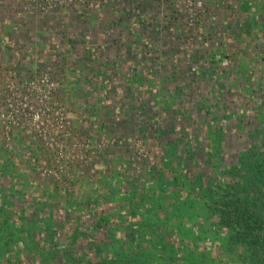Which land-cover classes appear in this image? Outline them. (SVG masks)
I'll use <instances>...</instances> for the list:
<instances>
[{
	"label": "trees",
	"instance_id": "16d2710c",
	"mask_svg": "<svg viewBox=\"0 0 264 264\" xmlns=\"http://www.w3.org/2000/svg\"><path fill=\"white\" fill-rule=\"evenodd\" d=\"M70 5L0 0V66L66 78L110 134L138 133L160 159L117 150L99 191L69 195L40 139L20 128L7 145L0 130V264H264V24L239 17L251 30L237 35L222 12L170 0Z\"/></svg>",
	"mask_w": 264,
	"mask_h": 264
},
{
	"label": "rangeland",
	"instance_id": "374dc122",
	"mask_svg": "<svg viewBox=\"0 0 264 264\" xmlns=\"http://www.w3.org/2000/svg\"><path fill=\"white\" fill-rule=\"evenodd\" d=\"M39 1H41V4L44 3L43 1L47 3V0ZM228 1L235 2L237 8L227 13L221 9V4L226 3L225 0H196L192 3L180 0L175 1V3L181 14H187L192 18L204 12L205 9L214 8L211 13H217L218 17L222 12L223 16L231 17V19L228 18L229 20L226 19V22L230 21L237 35H239V31L244 32L250 29L249 23L246 26L236 25L239 22V17H242L241 24L248 22L253 17H256L259 23L264 24V9L262 11L259 9L260 12H257V7L254 6L253 1L241 0L247 2L248 9L244 12H239V0ZM261 2L263 3L264 0H261ZM62 6L58 5L56 8ZM71 6L68 5L67 7L70 8ZM144 11L146 14L151 12L153 15L156 13V16H164L168 13L171 14L173 10L171 8L168 10L167 7L156 10V7H153ZM239 14L241 15L239 16ZM151 29H153V26ZM156 56L157 53L152 54V57L156 58ZM195 62L193 61V63ZM35 64L36 61L33 65ZM36 67L39 66L35 65L34 68L36 69ZM34 71L37 73L27 78L23 77V73L14 67L0 66V118L2 117L0 119V130L5 142L9 143L7 145H10L11 139L17 135L20 128H25L28 135L40 139L41 144L50 152L53 159V162L45 167L44 171L60 183L63 191L70 193L69 195L74 192L75 194L76 192L84 194L86 190L87 192L99 191L104 182L101 180L106 175L111 174L112 169L116 168L113 160L116 157L114 153L117 150L123 152L129 149L132 150L135 154V158L132 160L133 164L137 161L157 163L160 159V152L153 149L150 141L144 140L138 133L132 135L129 129H125L110 134L111 125L103 122L100 112L93 111L92 114L87 112L85 108L88 104L87 97L80 102L71 99V93L67 91L66 78L60 83L55 79L53 81L51 76V78L45 75L42 76L38 71ZM62 87L64 91L60 92ZM9 103L14 105V118L8 117V113L5 114V110L12 109ZM123 109V111L117 110V116L122 117L120 114L126 108L123 107ZM17 113L21 116L17 117ZM156 119L163 121L160 115H157ZM151 122L153 123V120ZM98 123L107 126L105 128L106 133L98 130ZM161 126L160 123L159 127ZM251 128L254 129V127ZM13 133L15 136H13ZM229 144L234 147V142L229 141ZM7 145L5 144L6 148L10 149ZM242 146L243 141L240 139L239 149H242ZM229 151H231L229 158L236 157L238 154V150L230 149ZM201 152L203 156V149ZM206 173L207 169L204 174ZM212 248L213 252H216L218 246L215 244ZM229 248L234 249V247Z\"/></svg>",
	"mask_w": 264,
	"mask_h": 264
},
{
	"label": "built area",
	"instance_id": "2783aa9c",
	"mask_svg": "<svg viewBox=\"0 0 264 264\" xmlns=\"http://www.w3.org/2000/svg\"><path fill=\"white\" fill-rule=\"evenodd\" d=\"M78 1H82V0H47V3L46 1H43L44 2L43 4H45L47 8H55L58 5H65V4L70 5ZM160 1H164V0H160ZM174 1H180V0H174ZM185 1L192 3L195 2L196 0H184V2Z\"/></svg>",
	"mask_w": 264,
	"mask_h": 264
}]
</instances>
